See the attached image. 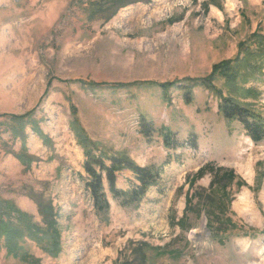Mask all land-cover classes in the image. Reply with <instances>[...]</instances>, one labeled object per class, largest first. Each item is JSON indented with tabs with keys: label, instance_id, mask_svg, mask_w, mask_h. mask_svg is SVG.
Wrapping results in <instances>:
<instances>
[{
	"label": "rangeland",
	"instance_id": "1",
	"mask_svg": "<svg viewBox=\"0 0 264 264\" xmlns=\"http://www.w3.org/2000/svg\"><path fill=\"white\" fill-rule=\"evenodd\" d=\"M224 97L264 116V0H0V264H264V140ZM88 148L157 181L98 209Z\"/></svg>",
	"mask_w": 264,
	"mask_h": 264
},
{
	"label": "trees",
	"instance_id": "2",
	"mask_svg": "<svg viewBox=\"0 0 264 264\" xmlns=\"http://www.w3.org/2000/svg\"><path fill=\"white\" fill-rule=\"evenodd\" d=\"M218 75H223L227 77L228 80H233L235 77V72L233 71L231 60L216 63L208 76L190 81L192 83L191 85L184 84V92L191 93V89L194 86L214 88L212 82L213 79ZM171 86L172 84L169 85V87ZM162 87L166 88V85L164 84ZM219 94L221 95L220 92ZM220 111L224 114L226 120L229 122L237 121L253 140L257 142L264 140V116H262L260 113L252 111L245 104L243 105L242 103L233 102L228 97L223 98L220 105ZM23 117L24 115L20 117H14V119L22 120ZM141 126V132L145 136H148L150 133H154L155 130H158V126H155L153 122L146 123L145 118L142 119ZM161 135L163 136L164 141L167 143V147L169 149L186 148L187 144L184 141L179 143L178 140L175 139L173 132L170 130L165 131L164 129H161ZM86 154L88 155L86 170L92 176V180L89 181L87 185L90 188L92 199H94L95 205L98 209L107 210L110 208L109 200L106 195L107 189L110 191L113 197L121 199L125 204H130L136 200H140L145 195L148 188L157 181V170L159 168L152 166L141 167L126 159L124 155L109 156L108 154L103 153L97 155L92 149L89 148L86 150ZM104 156L110 159L109 164L105 163L103 158ZM96 165L100 167L99 170L96 169ZM124 168L132 170L141 181V184L135 185L131 189L118 187L116 183V172ZM46 220L48 225H50L54 219L52 218V215L47 214ZM54 234L57 237L58 234L56 230Z\"/></svg>",
	"mask_w": 264,
	"mask_h": 264
},
{
	"label": "bare ground",
	"instance_id": "3",
	"mask_svg": "<svg viewBox=\"0 0 264 264\" xmlns=\"http://www.w3.org/2000/svg\"><path fill=\"white\" fill-rule=\"evenodd\" d=\"M244 197V196H243ZM241 199H243V198H241ZM244 199H245V197H244ZM240 201V200H239ZM242 202V201H241ZM244 202V201H243ZM78 257V256H77Z\"/></svg>",
	"mask_w": 264,
	"mask_h": 264
}]
</instances>
